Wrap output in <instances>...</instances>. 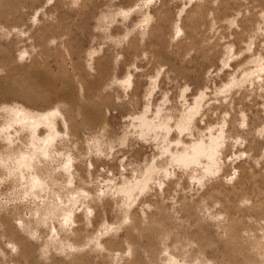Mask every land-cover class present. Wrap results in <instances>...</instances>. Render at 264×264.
Wrapping results in <instances>:
<instances>
[{
  "label": "rangeland",
  "instance_id": "obj_1",
  "mask_svg": "<svg viewBox=\"0 0 264 264\" xmlns=\"http://www.w3.org/2000/svg\"><path fill=\"white\" fill-rule=\"evenodd\" d=\"M229 240L264 244V0H0V264H229Z\"/></svg>",
  "mask_w": 264,
  "mask_h": 264
},
{
  "label": "bare ground",
  "instance_id": "obj_2",
  "mask_svg": "<svg viewBox=\"0 0 264 264\" xmlns=\"http://www.w3.org/2000/svg\"><path fill=\"white\" fill-rule=\"evenodd\" d=\"M9 2V1H7ZM6 2V4H7ZM4 4V3H3ZM68 105V109L70 110V113L71 114H87L89 112H91L93 109H92V106L90 105H86V104H83V103H76V102H70V103H67ZM148 110V109H146ZM142 123L141 125L142 126H146L147 128H151L150 124H149V121H147V117L146 115H143L142 117ZM50 125H52L51 123H49ZM183 123H181L180 125H182ZM158 127H165L167 128L168 127V124L166 122H159L158 124ZM169 128V127H168ZM104 131H105V128H104ZM103 132V131H102ZM145 133L144 129L142 128V132H141V135H143ZM210 138V144H212L213 142H216V140H214V137L213 135H210L209 136ZM4 139H10V136L8 134H5L4 135ZM31 144L34 148H37V149H41L43 151H45V145H43L41 143V141L38 140V138L35 136H32L31 138ZM44 144H46V142H44ZM192 150H190L189 152L184 150L183 152H179L178 154H175L172 156V160L174 161H178V160H181L183 161L184 163H191V162H197L201 156V154H203L205 152V149H206V146L203 142V140L201 141H197V142H194L192 145ZM184 149H190V146L189 145H184L183 146ZM213 148L210 146V150H212ZM45 153V152H44ZM212 153L213 151H211L209 154H207L209 157H211V159H214L212 156ZM46 154V153H45ZM30 162V157L29 156H22L20 159H19V164L21 165H24V164H28ZM153 165V166H152ZM151 166H149L148 168V172L146 173L145 177L144 178H140L142 183H147V181L150 179V177H153L152 176V170L153 169H160L159 167H157L156 165L152 164ZM162 169V168H161ZM167 169V168H166ZM44 171H48V166H46V168L44 169ZM15 176H19V174L15 175ZM24 177V175H22ZM139 180V179H138ZM32 183L28 184L29 187H31V184L33 185V188L34 187H37L36 189H34V191H36L37 193H41V191L44 189H42L43 187V182L41 181V179L37 176V175H34L32 177ZM54 184H57V182H54ZM139 185H142L141 183ZM126 189H128V187H126ZM130 191V190H128ZM28 193V192H27ZM81 192H79L80 194ZM35 195V194H34ZM36 196V195H35ZM57 212H55V214H59L58 213V210H56ZM64 217V216H63ZM137 227H140V224L137 223L136 224ZM113 225H111V227H109L110 229H112ZM230 227V226H229ZM231 227L232 224H231ZM230 229V228H229ZM104 230V229H103ZM103 230H100L99 231V234L98 236H96L97 238V245L99 246V238L101 237L100 235H105L103 233H106L108 232V227L105 226V231ZM227 247H228V259L230 258L231 262L230 263H234V261H237L236 264H264V262L262 261V258L261 256L263 257L264 259V250H262L264 247V244L261 242V241H257L255 242H252L250 241L249 243H252L254 244L253 246L256 247L259 252H257V250H249L250 249V246H244L242 243L240 242H236V241H232V240H229V241H225L224 242ZM103 248L105 250H107L108 252L112 251V247L110 246H103ZM149 248V251H150V258H149V264H170V263H166L164 262V258L165 256L161 253V251H156L154 248L151 249L150 246H148ZM202 249V248H200ZM4 252L3 250V247H0V252ZM177 254L178 252L174 251V253H169V257L171 258H177ZM122 257H123V260L125 259V252L124 253H121L120 254ZM261 255V256H260ZM238 256L240 258H238ZM227 259V258H226ZM224 259V260H226ZM177 260V259H176ZM228 263V262H227ZM229 263V264H230ZM130 264H139L137 262H134V263H130ZM175 264H182V262H179L178 260L176 261ZM193 264H205V262H201V263H193ZM209 264V263H208Z\"/></svg>",
  "mask_w": 264,
  "mask_h": 264
}]
</instances>
